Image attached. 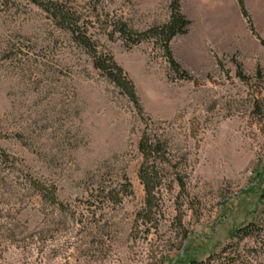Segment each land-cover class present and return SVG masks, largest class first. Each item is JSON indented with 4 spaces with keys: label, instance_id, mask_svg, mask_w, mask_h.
Listing matches in <instances>:
<instances>
[{
    "label": "rangeland",
    "instance_id": "rangeland-1",
    "mask_svg": "<svg viewBox=\"0 0 264 264\" xmlns=\"http://www.w3.org/2000/svg\"><path fill=\"white\" fill-rule=\"evenodd\" d=\"M243 3L247 18L236 0H180L190 25L170 50L190 79L178 80L152 41L128 48L113 31L165 24L168 0H72L133 83L139 115L46 13L0 0V149L13 161L0 168V264H264V0ZM146 126L168 143L162 175L184 189L163 187L156 221L135 224ZM124 178L132 196L93 221L91 191ZM251 224L254 235L236 237Z\"/></svg>",
    "mask_w": 264,
    "mask_h": 264
},
{
    "label": "trees",
    "instance_id": "trees-1",
    "mask_svg": "<svg viewBox=\"0 0 264 264\" xmlns=\"http://www.w3.org/2000/svg\"><path fill=\"white\" fill-rule=\"evenodd\" d=\"M33 4L44 13L60 30L67 32L71 40L89 56L91 65L94 70L99 72L107 81L117 88L122 95L131 103L137 114L143 115V110L136 94L135 88L131 80L128 78L122 68L117 65L112 56L108 53L97 50L96 42L85 28L84 22L81 21L79 14L72 6V0H26ZM169 2V20L157 27L149 28L142 32H135L129 29L122 21L114 25V32L119 34L120 39L126 47L131 48L139 45L144 41H152L154 45L161 51L165 58L170 71L178 80H188L190 76L184 71L181 66L175 61L170 50V42L179 35H185L188 32L190 22L181 13L180 0H168ZM240 13L244 18H247V13L244 7L243 0H236ZM251 29V26H250ZM236 77L240 81L245 82L246 76L241 71L239 65L236 68ZM256 78L264 79V75L258 69ZM260 113V111H259ZM137 144V151L141 157V164L138 170V180L143 187L144 200L143 208L136 214L134 219L135 224L139 221L153 222L156 221L159 214L160 190L163 187L171 189V184L176 183L179 189H184L182 177L175 175L173 178L166 179L162 175L164 165H169L168 143L161 138L153 130L145 127ZM12 158L3 150L0 149V168L12 170ZM175 167V166H174ZM25 186L34 189L42 201L49 206L54 207L58 212H65L63 205L57 200L55 190H49L31 179L24 177ZM133 192L131 185L126 178L123 182L115 187L98 186L94 191H91L89 198L90 203L87 204L86 211L90 214V218L94 221L96 216H99L101 211L105 209V205L121 204L125 197L132 196ZM74 215H72L73 217ZM97 225V226H96ZM99 223H95L97 228ZM157 228V225L154 226ZM258 231L252 224L236 233V237L246 238L251 237ZM176 264H182L177 262ZM183 264H197L194 261H189Z\"/></svg>",
    "mask_w": 264,
    "mask_h": 264
},
{
    "label": "bare ground",
    "instance_id": "bare-ground-1",
    "mask_svg": "<svg viewBox=\"0 0 264 264\" xmlns=\"http://www.w3.org/2000/svg\"><path fill=\"white\" fill-rule=\"evenodd\" d=\"M208 2V1H207ZM212 9V8H211Z\"/></svg>",
    "mask_w": 264,
    "mask_h": 264
}]
</instances>
